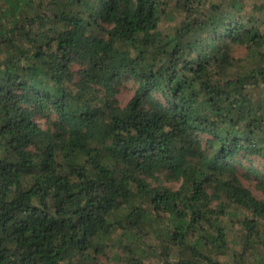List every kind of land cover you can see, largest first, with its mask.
Instances as JSON below:
<instances>
[{
  "label": "trees",
  "instance_id": "1",
  "mask_svg": "<svg viewBox=\"0 0 264 264\" xmlns=\"http://www.w3.org/2000/svg\"><path fill=\"white\" fill-rule=\"evenodd\" d=\"M256 160L264 0H0V264H264Z\"/></svg>",
  "mask_w": 264,
  "mask_h": 264
},
{
  "label": "rangeland",
  "instance_id": "2",
  "mask_svg": "<svg viewBox=\"0 0 264 264\" xmlns=\"http://www.w3.org/2000/svg\"><path fill=\"white\" fill-rule=\"evenodd\" d=\"M254 2V0H249V3L252 4ZM179 19L176 20V22H170V21H166L164 22V24L162 25V28L164 30L165 33H169L171 31L174 30V26H175V23L177 24V21ZM245 51L243 49H240L238 52H237V55L239 57H242L244 55ZM134 82L133 81H128V82H125V86L123 88V92L120 96V99L122 100L123 103H126L130 98L131 96L133 95V87H134ZM254 164V167L256 168H259L262 173H264V161L262 160H256L253 162ZM236 235V231H233V232H230L229 233V237L230 239L232 240L233 238H235L234 236ZM237 250L239 249V246L237 245L235 247ZM224 262L226 263H229V258H224L223 259Z\"/></svg>",
  "mask_w": 264,
  "mask_h": 264
}]
</instances>
